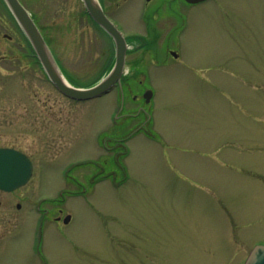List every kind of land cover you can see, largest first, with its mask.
Masks as SVG:
<instances>
[{"label":"rangeland","instance_id":"obj_1","mask_svg":"<svg viewBox=\"0 0 264 264\" xmlns=\"http://www.w3.org/2000/svg\"><path fill=\"white\" fill-rule=\"evenodd\" d=\"M20 1L69 81L95 84L114 45L83 0ZM147 1L119 19L158 9L170 33L128 57L130 91L82 102L56 90L0 5V147L34 167L0 194V264H245L264 245V0ZM139 25L122 23L146 36Z\"/></svg>","mask_w":264,"mask_h":264},{"label":"water","instance_id":"obj_2","mask_svg":"<svg viewBox=\"0 0 264 264\" xmlns=\"http://www.w3.org/2000/svg\"><path fill=\"white\" fill-rule=\"evenodd\" d=\"M17 24L29 40L36 57L42 65L51 83L64 96L75 101H89L101 97L122 85V76L126 64L128 43L121 31L108 19L99 0H83L86 10L93 20L113 39L116 61L110 73L94 86L83 88L72 85L62 74L40 29L29 11L20 0H4ZM189 4H199L207 0H185ZM177 55L176 53H173ZM153 93L145 94L146 103H150ZM33 175V164L22 152L10 148H0V190L11 192L26 185ZM70 216L65 219L69 222ZM245 264H264V245L256 246Z\"/></svg>","mask_w":264,"mask_h":264},{"label":"flooded vegetation","instance_id":"obj_3","mask_svg":"<svg viewBox=\"0 0 264 264\" xmlns=\"http://www.w3.org/2000/svg\"><path fill=\"white\" fill-rule=\"evenodd\" d=\"M129 1H131V0H108V4L106 6H103V4L100 2L101 6H102V8L104 10L105 15L121 31V33L124 35V37H125V39H126V41L128 43V50H127V55H126V64L128 62V57L129 56L138 55L139 53L144 51V49L146 47L145 44H149L147 39L151 38L150 44H158V41L161 38H163V36L168 35L170 33L172 27L170 29H168V28L173 25V18H166L164 20L161 19L160 10L156 9L153 12H151V15H148L147 17L144 16L143 14H141V16H135L136 23L138 25L140 24V25H143L145 27L146 36H142L141 34H136V33H131V34L128 33V34H126L125 32L128 31V30H126V31L123 30L122 23L125 24L126 22H131V24L135 25V21L134 20H132V21L131 20L130 21H127V20L123 21L122 19L120 20L118 14L123 9L126 8V4ZM153 1H155V0H148L146 5L149 6ZM207 1H210V0H207ZM207 1H205V2H207ZM202 3H204V2H202ZM199 4H201V3H199ZM190 5H198V4H190ZM86 16L88 17L90 22L93 24V26H95V22L90 17V15L87 14ZM162 22L164 24H167L169 22L170 25L167 24L169 26L163 27V26H161ZM97 29H99L106 36H108V38L111 41V43H113V39L111 38V36L107 32H105L104 30H102L100 28H97ZM168 53L173 58L177 59L179 57L178 54L177 55L172 54L173 53L172 51H169ZM115 60H116V50H115V46H114V52L110 51L109 55L107 56V58L104 61V64H103V69H104L103 70V72H104L103 74H104V76L108 75L110 73V71L112 70V68H113V66L115 64ZM134 67H135V64L132 66V68H129V70H127V72H124L123 76H122V82L125 84V86L127 87V89L129 91H130L131 88H133V86H134L133 79L137 75V73L134 70ZM130 69L132 70V72L130 71ZM62 71H63V69H62ZM63 73L65 75H67L68 77H70V74L66 70L63 71ZM0 148H10V149L18 150V151L22 152L23 154H25L29 158V156L24 151H21L19 149H16V148H13V147H0ZM23 187H21V188H23ZM21 188H19L17 190H14V191H11V192L0 190V194L13 195L14 193L18 192ZM26 200L27 199L25 197H22V198L19 199L18 202L12 203L11 206L13 208V212H14V208L17 209V210H22V208H23L22 207V202H26ZM2 204H3L2 201H0V208L2 207ZM39 209H40V211H42V209L40 207H39ZM48 212H49V210H45L43 212L42 219H44V220L46 219ZM61 219L62 218L60 216L55 218L56 222H60ZM62 220L65 223V217ZM70 221H71V218H70L69 222ZM69 222H67L65 224H68Z\"/></svg>","mask_w":264,"mask_h":264},{"label":"trees","instance_id":"obj_4","mask_svg":"<svg viewBox=\"0 0 264 264\" xmlns=\"http://www.w3.org/2000/svg\"><path fill=\"white\" fill-rule=\"evenodd\" d=\"M0 5L3 7V9L5 10L4 12L9 16V18L16 24V22H15L13 16H12V14H11V12L9 11V9H8L7 5L5 4L4 0H0ZM85 14H87V12H85ZM16 26H17V24H16ZM95 26L97 28H99L96 24H95ZM24 38H25V42H26L27 46L31 49V52L34 53V51H33L32 47H31L29 41L26 39L25 36H24Z\"/></svg>","mask_w":264,"mask_h":264}]
</instances>
